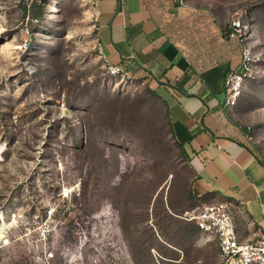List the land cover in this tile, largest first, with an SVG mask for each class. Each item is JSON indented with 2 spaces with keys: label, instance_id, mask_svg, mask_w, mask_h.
Here are the masks:
<instances>
[{
  "label": "rangeland",
  "instance_id": "1",
  "mask_svg": "<svg viewBox=\"0 0 264 264\" xmlns=\"http://www.w3.org/2000/svg\"><path fill=\"white\" fill-rule=\"evenodd\" d=\"M97 3L0 0V264H216L165 103L107 76ZM185 5L245 27L255 79L229 116L264 161V0Z\"/></svg>",
  "mask_w": 264,
  "mask_h": 264
},
{
  "label": "crops",
  "instance_id": "2",
  "mask_svg": "<svg viewBox=\"0 0 264 264\" xmlns=\"http://www.w3.org/2000/svg\"><path fill=\"white\" fill-rule=\"evenodd\" d=\"M185 4L99 0L100 49L166 104L171 137L194 172L201 206L229 205L239 239L256 242L264 237V161L225 105L226 79L239 69L240 51L223 30L221 38L210 16Z\"/></svg>",
  "mask_w": 264,
  "mask_h": 264
},
{
  "label": "built area",
  "instance_id": "3",
  "mask_svg": "<svg viewBox=\"0 0 264 264\" xmlns=\"http://www.w3.org/2000/svg\"><path fill=\"white\" fill-rule=\"evenodd\" d=\"M97 18L96 13V20ZM244 31L245 27L238 21L233 22L230 31L226 32V39L241 50V65L239 69L229 73L225 83V105L231 109L241 98L246 82L255 79V60L252 51L245 46ZM101 55L109 78L123 83L133 81L128 70L112 64L102 52ZM182 219L194 223L203 236L217 241L219 257L216 264H264V237L252 243L242 242L229 205L217 204L198 208L186 212Z\"/></svg>",
  "mask_w": 264,
  "mask_h": 264
},
{
  "label": "trees",
  "instance_id": "4",
  "mask_svg": "<svg viewBox=\"0 0 264 264\" xmlns=\"http://www.w3.org/2000/svg\"><path fill=\"white\" fill-rule=\"evenodd\" d=\"M166 105V104H165ZM179 147V146H178ZM179 149L181 150V152L183 153V155L185 156V153H184V151L182 150V148L181 147H179ZM185 158H186V156H185ZM187 159V158H186ZM194 195V194H193ZM195 196V195H194ZM196 197V196H195ZM191 224H194V223H191ZM195 225V224H194ZM194 233H199V230L197 229V227H196V225H195V227H194Z\"/></svg>",
  "mask_w": 264,
  "mask_h": 264
}]
</instances>
